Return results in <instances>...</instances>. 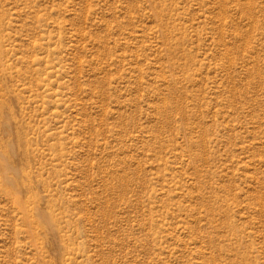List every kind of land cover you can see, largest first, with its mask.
Returning <instances> with one entry per match:
<instances>
[{
  "label": "rangeland",
  "instance_id": "374dc122",
  "mask_svg": "<svg viewBox=\"0 0 264 264\" xmlns=\"http://www.w3.org/2000/svg\"><path fill=\"white\" fill-rule=\"evenodd\" d=\"M0 264H264V0H0Z\"/></svg>",
  "mask_w": 264,
  "mask_h": 264
}]
</instances>
